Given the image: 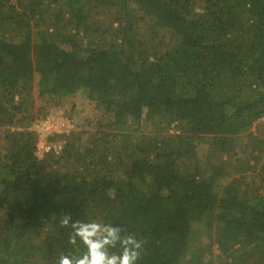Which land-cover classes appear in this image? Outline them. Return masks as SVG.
<instances>
[{
  "label": "trees",
  "instance_id": "1",
  "mask_svg": "<svg viewBox=\"0 0 264 264\" xmlns=\"http://www.w3.org/2000/svg\"><path fill=\"white\" fill-rule=\"evenodd\" d=\"M77 94L93 129L37 156ZM61 214L127 225L138 264H264V0H0V264L82 254Z\"/></svg>",
  "mask_w": 264,
  "mask_h": 264
},
{
  "label": "clouds",
  "instance_id": "2",
  "mask_svg": "<svg viewBox=\"0 0 264 264\" xmlns=\"http://www.w3.org/2000/svg\"><path fill=\"white\" fill-rule=\"evenodd\" d=\"M59 224L70 227L69 244L79 240L86 250L79 255L61 252L55 264H138L141 259L146 241L130 234L127 225L73 220L71 214H61Z\"/></svg>",
  "mask_w": 264,
  "mask_h": 264
},
{
  "label": "rangeland",
  "instance_id": "3",
  "mask_svg": "<svg viewBox=\"0 0 264 264\" xmlns=\"http://www.w3.org/2000/svg\"><path fill=\"white\" fill-rule=\"evenodd\" d=\"M43 100H39V105H46ZM49 111L47 112V120H55L57 118H61L60 116L64 117L65 120L67 121V124H69L70 128H74L73 122L69 121V118L73 116L78 123L81 126V122H83V126L85 130L90 129L91 127L89 126V123H86L89 120H94L96 119L98 115V111L95 110V107L93 104L90 102H86L85 99L82 97V95L77 94L74 97H69L67 99H64L62 102H59L56 104V107L52 106L48 109ZM97 114V115H96ZM80 115V118H79ZM58 116V117H57ZM54 117H57L53 119ZM69 117V118H68ZM72 118V117H71ZM79 118V120H78ZM53 119V120H52ZM88 124V125H87ZM33 127V126H32ZM31 127V128H32ZM93 129V128H91ZM145 131H147V127H144ZM204 146L199 147V153H203L205 151ZM232 161H229L228 164H231ZM220 252L216 249L214 250V256H219Z\"/></svg>",
  "mask_w": 264,
  "mask_h": 264
},
{
  "label": "built area",
  "instance_id": "4",
  "mask_svg": "<svg viewBox=\"0 0 264 264\" xmlns=\"http://www.w3.org/2000/svg\"><path fill=\"white\" fill-rule=\"evenodd\" d=\"M58 117V116H57ZM54 117L53 119L57 118ZM51 120H38L33 124L32 130L39 134L40 143L38 146L37 156L43 157L45 153L54 151L55 154H59L64 148L65 142L61 143H49L48 137L53 134H62L71 130L69 124L64 117Z\"/></svg>",
  "mask_w": 264,
  "mask_h": 264
}]
</instances>
